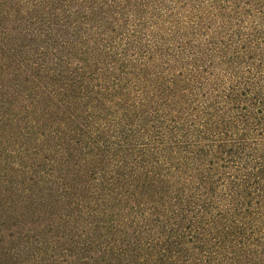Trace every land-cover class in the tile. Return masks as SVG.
I'll return each instance as SVG.
<instances>
[{
    "label": "trees",
    "instance_id": "trees-1",
    "mask_svg": "<svg viewBox=\"0 0 264 264\" xmlns=\"http://www.w3.org/2000/svg\"><path fill=\"white\" fill-rule=\"evenodd\" d=\"M0 264H264V0H0Z\"/></svg>",
    "mask_w": 264,
    "mask_h": 264
}]
</instances>
